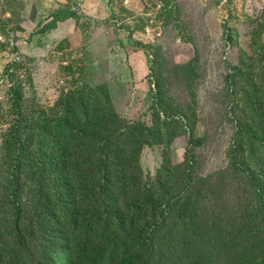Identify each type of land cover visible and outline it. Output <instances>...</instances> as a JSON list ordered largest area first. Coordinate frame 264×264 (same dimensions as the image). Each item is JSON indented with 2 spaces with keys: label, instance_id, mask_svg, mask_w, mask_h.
I'll list each match as a JSON object with an SVG mask.
<instances>
[{
  "label": "rangeland",
  "instance_id": "374dc122",
  "mask_svg": "<svg viewBox=\"0 0 264 264\" xmlns=\"http://www.w3.org/2000/svg\"><path fill=\"white\" fill-rule=\"evenodd\" d=\"M66 8L73 18L55 16ZM112 105L126 161L134 125L153 143L138 173L159 243L176 227L218 257L262 243L264 0H0V264H12L17 207L25 225L41 215L39 254L20 264H66L85 244L88 214L66 232L55 214L71 202L67 184L92 207L93 166L112 157L102 149Z\"/></svg>",
  "mask_w": 264,
  "mask_h": 264
},
{
  "label": "trees",
  "instance_id": "16d2710c",
  "mask_svg": "<svg viewBox=\"0 0 264 264\" xmlns=\"http://www.w3.org/2000/svg\"><path fill=\"white\" fill-rule=\"evenodd\" d=\"M74 15L70 8L55 13V16L62 20L73 18ZM122 122L113 106L111 120L106 122L110 132V144L102 148L112 157L93 166L94 182L90 183L93 193L92 207L74 202L78 200L72 196L70 184L63 190L61 202L63 198H67L64 204L71 201L64 208L66 212L55 214V217L66 220L63 232H66L67 226L80 224L82 214L87 213L91 218L90 222L83 220L88 226L85 244L80 243L71 248L66 264H264V239L260 244L233 242L228 245L222 257L214 253L209 254L201 244L175 237L179 233L177 227L173 231L172 242L165 240L159 243V236L164 229L157 225L158 210L154 207L149 183L143 184L138 173V160L142 150L146 145L152 146L153 143L142 137L143 124L137 123L132 127L133 140L129 144L135 159L126 161L124 156L128 145L123 144L126 130L121 128ZM100 151L101 148H97V154H100ZM81 173L82 170L79 174ZM83 180L82 186H88L89 178ZM141 207L148 208L144 219ZM260 209L264 222V200L261 201ZM16 210L17 219L10 251L12 264L23 263L25 257L32 252L39 254L33 250L30 240L32 233L34 235L36 232L35 226L40 225L37 222L41 218L40 212L35 213L34 217L29 219V224L25 225L20 220L21 208L17 207ZM35 264H51V260L40 258Z\"/></svg>",
  "mask_w": 264,
  "mask_h": 264
},
{
  "label": "crops",
  "instance_id": "0c3cea01",
  "mask_svg": "<svg viewBox=\"0 0 264 264\" xmlns=\"http://www.w3.org/2000/svg\"><path fill=\"white\" fill-rule=\"evenodd\" d=\"M143 77V76H142ZM143 79V78H142ZM108 88H109V91H110V97H111V99H112V102H113V104H116L117 102V99H118V95L116 94V89H114L115 87H113V85L111 84L110 86H108ZM116 106H117V108L119 109V107H118V104H116ZM116 108V109H117ZM117 109V110H118Z\"/></svg>",
  "mask_w": 264,
  "mask_h": 264
},
{
  "label": "built area",
  "instance_id": "2783aa9c",
  "mask_svg": "<svg viewBox=\"0 0 264 264\" xmlns=\"http://www.w3.org/2000/svg\"><path fill=\"white\" fill-rule=\"evenodd\" d=\"M155 86V85H154Z\"/></svg>",
  "mask_w": 264,
  "mask_h": 264
}]
</instances>
